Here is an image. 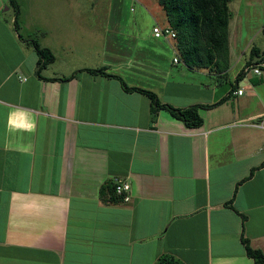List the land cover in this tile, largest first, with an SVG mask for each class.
Returning <instances> with one entry per match:
<instances>
[{"label":"crops","instance_id":"1","mask_svg":"<svg viewBox=\"0 0 264 264\" xmlns=\"http://www.w3.org/2000/svg\"><path fill=\"white\" fill-rule=\"evenodd\" d=\"M17 1L19 29L0 0V264H254L243 240L264 253V130L251 126L264 116V69L247 63L264 60V24L258 46L236 53L230 37L231 67L184 69L176 41L155 37L169 24L149 0L153 49L134 23L110 49L103 18L86 27L75 0ZM30 41L55 55L40 75ZM103 69L163 104L203 105V126L164 109L153 123L147 95L87 71ZM117 178L130 202L109 188Z\"/></svg>","mask_w":264,"mask_h":264},{"label":"trees","instance_id":"2","mask_svg":"<svg viewBox=\"0 0 264 264\" xmlns=\"http://www.w3.org/2000/svg\"><path fill=\"white\" fill-rule=\"evenodd\" d=\"M163 8L169 26L176 32V47L184 63L190 69L211 68L213 66L223 67L222 63H229L230 50V22L231 0H158ZM10 6L15 11V26L19 29L20 5L17 0H9ZM38 57L37 73L47 68L55 62V55L50 49L42 47L36 41H30ZM254 57L259 56L256 49L252 50ZM264 62L263 59H252L247 63V67L257 66ZM91 73L103 74L109 78L118 79L122 82L125 90L141 92L147 95L152 102V122L156 123L160 110H167L177 120L181 121L189 129H197L203 126L204 120L199 114L203 105H195L189 108H176L171 105L163 104L159 101L156 94L140 88H130L126 83L115 75L108 74L103 70H87ZM74 78L59 79L69 81ZM55 80V79H53ZM226 99L214 105L204 106L205 108H215L225 102ZM254 173V172H253ZM252 173V175H253ZM251 175V176H252ZM107 186V185H106ZM106 186L102 187L101 193ZM110 189L111 185H109ZM116 196V195H115ZM246 254L254 261V264H264V253L254 249L250 241L244 238ZM157 264H182L170 256H162Z\"/></svg>","mask_w":264,"mask_h":264},{"label":"rangeland","instance_id":"3","mask_svg":"<svg viewBox=\"0 0 264 264\" xmlns=\"http://www.w3.org/2000/svg\"><path fill=\"white\" fill-rule=\"evenodd\" d=\"M66 0H59V2L65 3ZM76 4L82 5L85 8L86 14L82 17L87 18L86 27L89 25V21H93L98 17L103 18V41L109 44L110 49L120 48L124 40L129 39L132 34V24L137 25L138 33L141 39H145L141 43L147 46L148 49H153L154 44L158 45L157 40H152L150 35L152 31L153 21L147 18H142L140 12L143 9V5L140 2L142 0H75ZM149 2L156 3L159 7L158 0H149ZM230 11L233 17L232 24L230 26V37L233 39V51L245 50V46L253 44L258 46L260 44L261 28L264 24V1L263 0H231ZM146 4V3H145ZM157 6V7H158ZM145 7L151 11L149 5ZM8 8V7H5ZM12 8V7H11ZM161 9V8H159ZM14 9H11L10 15L14 14ZM152 12V11H151ZM116 18V19H115ZM112 19V20H111ZM151 20V22L149 21ZM162 26H168L165 22ZM135 27V26H133ZM80 26L76 24L74 30L71 33H77ZM105 36V38H104ZM255 38H257L255 40ZM122 41V43H121ZM254 42V43H253ZM165 51L169 53L167 57H172V50L165 45ZM235 54V53H234ZM249 54V53H248ZM181 57V54H179ZM236 55V54H235ZM169 60L164 62L168 66ZM173 65V64H172ZM233 60L229 63H222L221 66H232ZM174 66V65H173ZM176 67V66H175ZM177 68L188 69L186 64L182 63ZM264 69V68H263ZM262 69V70H263ZM177 70V69H176ZM175 71V70H174ZM186 71L189 70H184ZM190 73V72H189ZM189 81V80H188ZM224 83V82H222Z\"/></svg>","mask_w":264,"mask_h":264},{"label":"built area","instance_id":"4","mask_svg":"<svg viewBox=\"0 0 264 264\" xmlns=\"http://www.w3.org/2000/svg\"><path fill=\"white\" fill-rule=\"evenodd\" d=\"M154 35L156 38H164L166 40H173L176 41V32L169 26V27H161L159 25H156L154 28ZM175 63H179V58L175 59ZM254 73L258 76L262 75V69L264 68V62L262 64H259L257 66L250 67ZM244 91L238 90L236 92L237 95H243ZM251 126L259 129L264 130V116L260 121H257L255 123H252ZM131 190L132 186L129 182L124 181L121 178H117L114 182V193L117 198H119L122 202L127 203L131 200Z\"/></svg>","mask_w":264,"mask_h":264},{"label":"water","instance_id":"5","mask_svg":"<svg viewBox=\"0 0 264 264\" xmlns=\"http://www.w3.org/2000/svg\"><path fill=\"white\" fill-rule=\"evenodd\" d=\"M6 10H9L8 8H6Z\"/></svg>","mask_w":264,"mask_h":264}]
</instances>
